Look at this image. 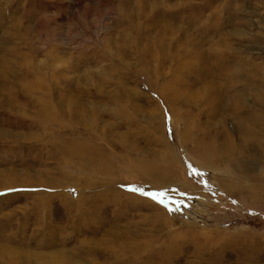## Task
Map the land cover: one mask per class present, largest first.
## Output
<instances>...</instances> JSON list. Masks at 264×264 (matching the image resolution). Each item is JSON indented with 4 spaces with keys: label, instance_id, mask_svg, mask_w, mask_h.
I'll use <instances>...</instances> for the list:
<instances>
[{
    "label": "rangeland",
    "instance_id": "rangeland-1",
    "mask_svg": "<svg viewBox=\"0 0 264 264\" xmlns=\"http://www.w3.org/2000/svg\"><path fill=\"white\" fill-rule=\"evenodd\" d=\"M0 193V264H264V0H0Z\"/></svg>",
    "mask_w": 264,
    "mask_h": 264
},
{
    "label": "snow or ice",
    "instance_id": "snow-or-ice-1",
    "mask_svg": "<svg viewBox=\"0 0 264 264\" xmlns=\"http://www.w3.org/2000/svg\"><path fill=\"white\" fill-rule=\"evenodd\" d=\"M131 191H135V192H139L141 195H145V196H149L151 197L153 200L157 201L158 203L164 205L165 207H168L167 205L164 204V200L163 199H159L158 198V194L156 193H148V192H144L143 190L141 189H136V188H132L130 189ZM2 194V193H0ZM171 210V209H169Z\"/></svg>",
    "mask_w": 264,
    "mask_h": 264
}]
</instances>
